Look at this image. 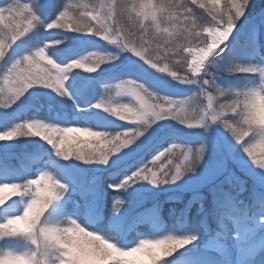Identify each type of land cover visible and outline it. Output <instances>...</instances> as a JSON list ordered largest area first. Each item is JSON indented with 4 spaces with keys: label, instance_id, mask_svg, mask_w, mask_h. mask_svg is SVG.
I'll use <instances>...</instances> for the list:
<instances>
[{
    "label": "snow or ice",
    "instance_id": "snow-or-ice-1",
    "mask_svg": "<svg viewBox=\"0 0 264 264\" xmlns=\"http://www.w3.org/2000/svg\"><path fill=\"white\" fill-rule=\"evenodd\" d=\"M220 5L0 3V264H264V11ZM106 65L127 100L93 95ZM34 150L54 164L9 163Z\"/></svg>",
    "mask_w": 264,
    "mask_h": 264
},
{
    "label": "trees",
    "instance_id": "trees-1",
    "mask_svg": "<svg viewBox=\"0 0 264 264\" xmlns=\"http://www.w3.org/2000/svg\"><path fill=\"white\" fill-rule=\"evenodd\" d=\"M5 0H0V3H4ZM66 3H93L95 4L97 0H64ZM102 2V0H101ZM121 2H124V0H121ZM225 0H221V7L223 8ZM254 7L250 9V17L253 18L257 14L261 13L264 10V0H253ZM56 31V30H54ZM171 67V65H169ZM82 69H74L73 71H80ZM115 77V76H114ZM119 77V75H117ZM82 102H86L85 99H81ZM80 101V102H81ZM81 102V103H82ZM38 105V101L36 100L33 105H31L29 108H25L21 110L19 113L24 118H28L29 116L38 115L37 112L33 111L31 107H34ZM182 156L179 152H176L174 161L178 162ZM9 163L16 169L19 170V172L23 175H31L34 171H37L40 167L44 165H53L54 162L49 159L48 154L44 152L43 150H34L31 152H21L17 151L15 153V156L13 158L9 159ZM186 199H190L192 195L186 194L184 195ZM163 200V199H162ZM151 206V205H149ZM199 205H194V207H198ZM177 207L174 203H167L164 205V210L162 211L161 218L164 225H167L168 227H172V218L168 215V209ZM176 227L180 228L182 227V221H180L178 218L175 220ZM149 229L145 226H142L140 228L141 232L148 231Z\"/></svg>",
    "mask_w": 264,
    "mask_h": 264
},
{
    "label": "rangeland",
    "instance_id": "rangeland-1",
    "mask_svg": "<svg viewBox=\"0 0 264 264\" xmlns=\"http://www.w3.org/2000/svg\"><path fill=\"white\" fill-rule=\"evenodd\" d=\"M264 11V10H263ZM72 36V39L70 40V44L72 45L70 49V54L75 56L79 54L88 55L90 52H97L101 55H103L104 51L106 49H110L111 45H106L107 42L100 40L99 38L95 37H77L75 34H70ZM97 57H92L93 60H95ZM107 57H105V60ZM104 65H101L103 67ZM123 66H105V73L104 77H100L99 74H87L85 75H95L97 78H102L105 83L108 85V87H105L104 83H98L96 85V88L93 92V95L97 96L99 99H103L106 103L109 99L115 97V84L119 83V79H130L131 77H128L129 73L127 71L122 70ZM80 72H83V70H80ZM119 75V77H117ZM115 76V77H114ZM116 99H123L127 100V97H115ZM177 99H180V97H177ZM35 99L29 100L26 102L25 108H29L33 103L35 102ZM82 102V101H81ZM85 102H82V104ZM23 108V109H25ZM22 109V110H23ZM115 119V118H113ZM94 122V121H93ZM117 123H123L120 121H116ZM189 139V138H185ZM194 148H198L199 144L191 145ZM176 155V153H175ZM175 155L173 157V163H180L183 160V157L180 158L178 162L174 161ZM189 194L192 195L190 192H186L184 195ZM161 199H164V197H161ZM214 246V245H213Z\"/></svg>",
    "mask_w": 264,
    "mask_h": 264
},
{
    "label": "water",
    "instance_id": "water-1",
    "mask_svg": "<svg viewBox=\"0 0 264 264\" xmlns=\"http://www.w3.org/2000/svg\"><path fill=\"white\" fill-rule=\"evenodd\" d=\"M259 14H260V13H259ZM256 16H257V15H256ZM256 16H255V17H256ZM255 17H254V18H255Z\"/></svg>",
    "mask_w": 264,
    "mask_h": 264
}]
</instances>
